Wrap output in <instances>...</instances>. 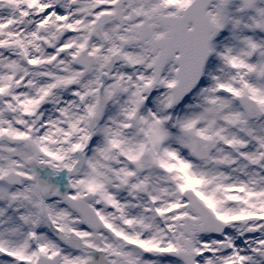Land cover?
<instances>
[{"label":"snow or ice","instance_id":"obj_1","mask_svg":"<svg viewBox=\"0 0 264 264\" xmlns=\"http://www.w3.org/2000/svg\"><path fill=\"white\" fill-rule=\"evenodd\" d=\"M0 264H264V0H0Z\"/></svg>","mask_w":264,"mask_h":264}]
</instances>
